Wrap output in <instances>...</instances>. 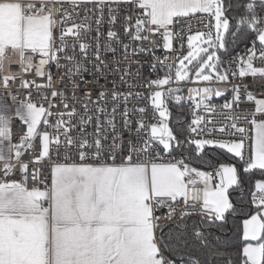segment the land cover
<instances>
[{"label":"snow or ice","instance_id":"obj_1","mask_svg":"<svg viewBox=\"0 0 264 264\" xmlns=\"http://www.w3.org/2000/svg\"><path fill=\"white\" fill-rule=\"evenodd\" d=\"M121 6L123 36L136 46L112 28L103 31L105 21L116 25ZM233 7L238 15L229 14ZM193 20L204 30L193 32ZM156 34L165 56L151 53L155 78L130 83V65L142 66L132 57L149 51L144 41L160 46L150 40ZM240 38L244 54L230 56ZM29 55L63 68L61 89L50 70L37 72L43 84L22 81L23 88L51 92L38 93L46 104L29 93L15 107L26 126L18 143L11 106L0 103V264H174L164 255L172 251L185 252L186 264H264V98L231 79H264V0H0V71L5 59L18 56L23 65ZM193 77L201 86L185 96L180 85ZM9 80L15 77H3L0 86ZM120 85L149 91H118ZM213 97L224 98L218 107L228 110L223 121L230 123L213 118ZM245 98L254 111L232 115ZM173 101L191 109L186 126L173 123ZM38 138L39 152L25 161ZM178 149L181 157L190 150L201 158L218 150L224 159L200 171L177 159ZM245 177L250 198L234 199ZM189 186L202 197L190 198ZM178 198L185 205L180 221L192 214L189 199L200 203V220L190 232L174 221L181 231L165 233L156 210L168 207L171 219Z\"/></svg>","mask_w":264,"mask_h":264},{"label":"built area","instance_id":"obj_2","mask_svg":"<svg viewBox=\"0 0 264 264\" xmlns=\"http://www.w3.org/2000/svg\"><path fill=\"white\" fill-rule=\"evenodd\" d=\"M61 7V5L57 4L56 8L59 9ZM66 7V6H65ZM81 14L80 16L77 18V22H80L84 19V14L83 11L80 10ZM126 14L125 12V8L124 6H121V11L119 13H117L118 16V20L116 25L112 26L109 25L106 21L103 25V31L106 33L109 28H112L113 30L118 31L121 34V40L123 43H130L133 46L138 45L140 42H134V41H130L124 38L123 36V27H122V23H123V16ZM57 15H59V13L57 12ZM106 20H107V15H106ZM89 23H91L93 25V29H95V15L94 14H90L89 17ZM194 27H193V32L197 31V30H204L202 28V26L197 25V22L195 20L192 21ZM56 35H59V26H57L56 29ZM95 35V31L92 32V36ZM106 40V36L102 37V41ZM150 40L151 41H155L158 45L160 46H151L149 41H144L143 45L147 48H149L148 52L145 53H141L138 56H133L132 60H140L142 66H138L137 64H135L134 62L130 65L131 71L133 73V77L130 78L129 82L130 83H141L143 84L146 80L148 79H153L155 78V75H150L149 73V65L150 62H152V55L151 53H155L156 56L161 57V59H163V57L165 56V50L162 48V40H160L159 35H151L150 36ZM88 43H92L93 41L91 39H89L87 41ZM244 45L238 50L237 54L243 55L244 54ZM120 50L118 47V53L117 55H119ZM236 54V55H237ZM109 56L111 54H108ZM177 53H173V66H176V61H175V57H176ZM235 56V55H233ZM228 57H225V66H227V62H228ZM19 57L18 56H12L10 59H5L4 60V68L3 71H0V80H2L3 77L7 76V77H15V80H9L8 83V87L4 88L3 86H0V95L7 99L10 103L12 104H19L21 101L26 100L28 97V94L31 93L32 94V98L33 101L38 103V104H46V102L41 98V96L38 93H46L50 95L51 89L48 88H42V89H36L34 86L30 87V88H23L22 87V81H35L37 84H43L46 82V77L37 75L38 71H51L52 76H53V81L56 84V88L57 89H61V85L59 83V77L61 75V72L63 71V68L58 69L54 63H50L48 65H41L39 64V57L38 56H26L25 58V62L23 65H21L19 62ZM65 62L61 61V64L63 65ZM167 63V61L165 62ZM122 67H129V65H123ZM137 67L140 68V75L139 78L135 77V72ZM24 69H27V71L25 72ZM88 79H91V77H88ZM110 79L112 80H118L119 76H112L110 77ZM232 81L234 83H241L243 82L245 85H247V90L251 91L254 95H256V97L259 98H264V79H261L259 77L253 78V77H244L243 80H237L235 77L231 78ZM103 83V81H102ZM67 80H65V87H64V91H68L67 87ZM176 85H173V87H175ZM201 85L199 83H188V82H182L180 87L182 89V94L183 95H187L185 94L186 90L189 88H193V87H200ZM212 87H216L218 85H210ZM109 87H111V85H109ZM227 88L229 89L227 95H228V100H231V85H228ZM118 91H126V90H131V91H140L145 93V95L147 94V92L149 91L147 88H132V89H127V87L125 85H120L119 88L117 89ZM243 95V93H242ZM224 102V98L223 97H213L212 99V103L217 105V114L213 117L217 124H219L220 122H224V123H230L228 121H223V116L228 114V110H224L223 113H220L219 110V105L222 104ZM133 103H135V101H133ZM187 105V102H186ZM131 107V104L129 105ZM235 110L231 113L234 116H240L243 117L245 115H250L252 111H254V106L247 102L246 98L244 100V102L239 106L236 107L234 106ZM177 109V106L175 105V102H170V110L172 111V114L175 113ZM204 114V113H201ZM192 118V111L190 108L187 107V115H186V125L190 122ZM135 119V116H133V120ZM117 120L119 122V115L117 116ZM240 123L245 126V127H249V125L247 124V122H245L243 119H241ZM12 129H13V142L14 143H18L19 142V137L24 133V131L26 130V126H24L22 124V122L15 118V116H13L12 119ZM125 135H127L125 133ZM218 135V133H217ZM188 145H185V148H187ZM40 150V141L39 138L34 142V146L32 149H30L27 153H25L23 159L25 161H27L29 159V155L31 156H35L36 153H38ZM182 150H177V152L175 153L177 159L180 158H184L185 159V163L189 164L190 167L196 168V169H201L202 171H208L211 172L213 171V168H208V169H204L201 168L195 164H193L191 161H189L187 155L183 154V157L180 156V152ZM166 159H168V157H166ZM47 174V173H45ZM12 178H16V177H10V179ZM30 186H31V182H30ZM198 188H202V185H198ZM189 197L191 198L193 195H197L202 197V191H197L194 192L192 190V186H189V193H188ZM195 203V207L192 208L191 206ZM173 207L176 209V213L175 215L169 219L167 214L169 212V208L168 207H160L159 209L156 210V215L159 216L161 219L159 221V223L161 225H164V227H167L173 223H175L174 221H180V213L183 212L185 210V205L183 203V199L182 198H178L177 202L175 203V205H173ZM189 210H191L192 214L188 217H186L184 220H186L187 218L191 217V216H196V215H201L200 213V203L199 202H194L192 199H189ZM182 222V221H180ZM165 257L172 260L174 262V264H181L178 263L176 261H174L167 252L164 253Z\"/></svg>","mask_w":264,"mask_h":264},{"label":"trees","instance_id":"obj_3","mask_svg":"<svg viewBox=\"0 0 264 264\" xmlns=\"http://www.w3.org/2000/svg\"><path fill=\"white\" fill-rule=\"evenodd\" d=\"M227 2V0H226ZM232 3L235 4L236 3V0H232ZM240 12L239 9L233 7L231 9H229V14L230 15H238ZM244 45V43L242 42V38L240 39H237L236 43L234 45L230 44V56H233V55H236L238 50ZM186 115H187V105H186V102H185V108L184 109H181L177 106V109L175 111V113L173 114V123L176 121V119L178 118L180 120V123L184 126H186ZM185 149H188L185 148ZM183 154L187 155L189 161H191L193 164L201 167V168H204V169H208V168H211V165H214L215 162L220 159V160H223L224 157H222L219 153V151H213V152H210L209 153V156L207 157H203L201 158L200 156H198L197 154H195L194 152L190 151V150H184L183 151ZM255 177L258 179V178H261L260 177V174L257 172L254 174ZM249 180L250 178L249 177H245V189L243 192H234L232 193V196L234 199H237L239 198L240 196H243V198L245 200L249 199L250 198V193H249V187H250V184H249ZM200 216L201 215H196V216H191L189 218H187L186 220L182 221L181 223H184V224H187L188 225V231L190 232L191 230V226L200 220ZM164 232L165 233H168L170 230H175L177 232L181 231V229L177 226V223H173L167 227H164ZM203 231L207 234L209 232L215 234V229H208V228H205L203 229ZM208 240L212 243H215V240H214V236L213 235H209L208 236ZM193 243H198V242H192L189 244V248H192V251H195V248L192 247V244ZM169 254V256L176 262L178 263H181V261H184L185 264L188 260V255L185 253V252H179V251H172V252H167Z\"/></svg>","mask_w":264,"mask_h":264},{"label":"crops","instance_id":"obj_4","mask_svg":"<svg viewBox=\"0 0 264 264\" xmlns=\"http://www.w3.org/2000/svg\"><path fill=\"white\" fill-rule=\"evenodd\" d=\"M0 103H5L9 106H11V114L14 116V113H15V107L18 105V104H12L10 103L7 99L3 98L1 95H0ZM200 171H202L201 169H198ZM159 234V233H158Z\"/></svg>","mask_w":264,"mask_h":264},{"label":"rangeland","instance_id":"obj_5","mask_svg":"<svg viewBox=\"0 0 264 264\" xmlns=\"http://www.w3.org/2000/svg\"><path fill=\"white\" fill-rule=\"evenodd\" d=\"M192 79H193L192 83H198V82H195V77H193ZM185 94H187V90H186Z\"/></svg>","mask_w":264,"mask_h":264}]
</instances>
